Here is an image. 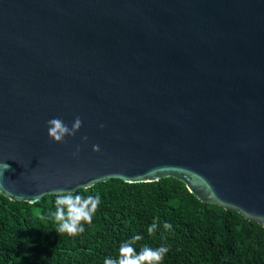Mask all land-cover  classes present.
Segmentation results:
<instances>
[{"label": "water", "instance_id": "95a60500", "mask_svg": "<svg viewBox=\"0 0 264 264\" xmlns=\"http://www.w3.org/2000/svg\"><path fill=\"white\" fill-rule=\"evenodd\" d=\"M0 172L29 203L173 177L264 227V0H0Z\"/></svg>", "mask_w": 264, "mask_h": 264}, {"label": "trees", "instance_id": "16d2710c", "mask_svg": "<svg viewBox=\"0 0 264 264\" xmlns=\"http://www.w3.org/2000/svg\"><path fill=\"white\" fill-rule=\"evenodd\" d=\"M73 194L101 198L91 223L82 221L84 231L75 236L58 231L56 194L29 203L0 193V264H104L118 259L120 245L134 235L142 237L133 245L137 253L144 246L168 248L160 264H264V227L199 200L179 179L111 178Z\"/></svg>", "mask_w": 264, "mask_h": 264}, {"label": "clouds", "instance_id": "9594fccd", "mask_svg": "<svg viewBox=\"0 0 264 264\" xmlns=\"http://www.w3.org/2000/svg\"><path fill=\"white\" fill-rule=\"evenodd\" d=\"M47 135L53 141L63 143L66 136H73L81 128L82 120L79 116H76L69 127L60 117H54L46 122ZM103 127V125H100ZM87 136H82V141H87ZM92 150L94 152L100 151L99 145H93ZM79 152V146L73 156H76ZM4 169L9 166L4 165ZM3 173L0 172V176ZM74 190H58L56 191V211L52 213L55 220L58 222V231L61 233H67L68 235L75 236L78 233L84 231V227L81 222L91 223L92 216L96 212L100 203V196L88 195L83 196L73 194ZM159 217L153 220V223L148 227V233L154 234L158 226ZM164 228L166 230L171 229V224L165 222ZM142 239L140 235H134L131 240L125 241L120 245L118 259L106 258L104 264H160L164 255L168 252L166 246H160L157 248H151L144 246L139 253L136 252L133 247L134 243Z\"/></svg>", "mask_w": 264, "mask_h": 264}]
</instances>
